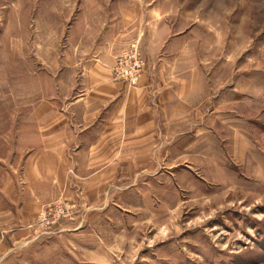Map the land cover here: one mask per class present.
<instances>
[{"label":"rangeland","instance_id":"1","mask_svg":"<svg viewBox=\"0 0 264 264\" xmlns=\"http://www.w3.org/2000/svg\"><path fill=\"white\" fill-rule=\"evenodd\" d=\"M163 25L186 34L162 50L175 69L205 72L211 96L245 92L208 103L201 132L177 141L174 171L161 157L159 173L113 185L110 204L63 198L9 221L7 177L18 172L23 191L27 141L47 104L70 100L79 52L125 30L151 51ZM0 264H264V0H0Z\"/></svg>","mask_w":264,"mask_h":264},{"label":"crops","instance_id":"2","mask_svg":"<svg viewBox=\"0 0 264 264\" xmlns=\"http://www.w3.org/2000/svg\"><path fill=\"white\" fill-rule=\"evenodd\" d=\"M166 26L151 51L142 34L134 38L125 30L118 43L79 52L82 58L72 73L70 100L47 104L53 114L42 119L27 141L21 163L23 191L18 172L7 177L9 221L36 218L43 205L63 198L77 206L110 204L107 191L113 185L126 189V175L138 170L159 173L161 157L168 171H174L170 157L175 156L176 143L186 142L197 129L201 132L209 120L208 103L217 110L225 103H235L240 91L245 92L247 87L240 91L235 87L228 95L221 90L211 96L205 72L191 65L175 69V62L162 50L185 40L186 34L175 36ZM134 41L141 44L147 67L131 85L115 78L113 68ZM71 170L78 179L69 177ZM113 178H118L114 184ZM10 231L15 240L27 236L16 229Z\"/></svg>","mask_w":264,"mask_h":264},{"label":"built area","instance_id":"3","mask_svg":"<svg viewBox=\"0 0 264 264\" xmlns=\"http://www.w3.org/2000/svg\"><path fill=\"white\" fill-rule=\"evenodd\" d=\"M144 65L145 60L142 58L137 45L133 44L117 58L113 68L115 78L135 85L137 79L142 75Z\"/></svg>","mask_w":264,"mask_h":264}]
</instances>
